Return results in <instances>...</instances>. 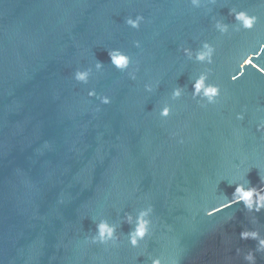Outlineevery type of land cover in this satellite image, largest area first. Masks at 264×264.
Returning a JSON list of instances; mask_svg holds the SVG:
<instances>
[{
	"label": "water",
	"instance_id": "1",
	"mask_svg": "<svg viewBox=\"0 0 264 264\" xmlns=\"http://www.w3.org/2000/svg\"><path fill=\"white\" fill-rule=\"evenodd\" d=\"M233 8L257 16L255 26L237 30ZM137 15L138 29L126 23ZM204 41L215 46L212 64L183 52ZM262 43L264 0H0V264H247L236 250L257 241L240 232L264 233V211L206 209L230 200L241 175L261 185L264 73L254 64L264 67V53L231 77ZM116 47L132 57L129 69L111 64ZM87 68L89 82L76 81ZM204 71L221 88L212 104L192 96ZM176 86L185 93L173 99ZM149 205L150 234L132 247L127 214ZM105 217L119 239L93 243Z\"/></svg>",
	"mask_w": 264,
	"mask_h": 264
},
{
	"label": "clouds",
	"instance_id": "2",
	"mask_svg": "<svg viewBox=\"0 0 264 264\" xmlns=\"http://www.w3.org/2000/svg\"><path fill=\"white\" fill-rule=\"evenodd\" d=\"M191 4L194 7H199L202 3V0H190ZM230 14L234 16L236 22V29H252L258 17L255 15H250L246 10H236L235 8L231 9ZM144 20L143 15H137L135 17L129 16L126 19V23L132 28H139L141 22ZM215 27L221 33H228L232 25L226 23L223 18L215 19ZM136 46H140V41H136ZM215 46L208 42L204 41L202 46L196 50H193L191 47H184L183 52L189 59H195L198 62H206L207 64H212L214 62L215 56ZM261 53H264V43L260 45L259 52H252L247 55V58L243 60L240 64L241 71L237 75L232 76V80H236L238 76L244 74L243 69L247 64H254L253 57H259ZM108 54L111 58V64L123 71L129 69L132 64V57L122 50L121 48H110ZM254 67L258 68L262 73H264V67L260 64H254ZM95 68L97 70L103 69L104 64L100 61H96ZM92 74V69H77L74 78L78 82L87 84L89 82L90 76ZM129 75L132 79H136V73L130 72ZM156 85L153 83H147L145 89L151 93L155 90ZM192 96L194 98L199 97L201 100H206L207 103L212 104L217 101V97L221 94V88L219 84L209 83V72H201L197 77H195L192 83ZM185 93V86H176L171 92L173 99L183 96ZM89 96H96V90L93 88L88 92ZM102 104H110L111 97L108 95L100 96ZM172 107L170 104L165 103L160 108V115L162 117H168L171 115ZM238 119H244L243 113L237 114ZM258 129L264 130V122H261L258 125ZM261 185L252 186L250 181L246 178V175H241L240 177L233 179L229 182L230 185H235V190L232 193V198L229 200L227 196H222L225 199L226 203L219 204L218 207H212L206 209V214L211 216L212 214L220 211L223 208L230 207L233 204L243 202L244 208L247 213H259L264 211V174L259 173ZM152 212L153 208L151 205L139 209L137 214L133 216L131 213L127 214V221L130 224H133L134 227L129 233H127L128 242L132 247H140L141 241L144 240L151 231L152 228ZM252 224H257V217H251ZM96 230L93 235H91L90 240L93 243H108L109 241H115L119 239L117 235L118 225L111 222L108 218H102L96 221ZM240 238L247 240L253 239L257 241L255 249L247 250L246 252L243 249L237 248V253H243V259L247 264H257L256 253L264 254V233H262L260 227H245L240 232ZM150 264H166V261L159 256H150ZM172 264H178V261H173Z\"/></svg>",
	"mask_w": 264,
	"mask_h": 264
}]
</instances>
